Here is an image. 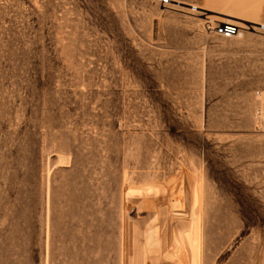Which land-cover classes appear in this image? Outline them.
<instances>
[{"label": "rangeland", "instance_id": "1", "mask_svg": "<svg viewBox=\"0 0 264 264\" xmlns=\"http://www.w3.org/2000/svg\"><path fill=\"white\" fill-rule=\"evenodd\" d=\"M261 118L264 0H0V264H264Z\"/></svg>", "mask_w": 264, "mask_h": 264}, {"label": "bare ground", "instance_id": "2", "mask_svg": "<svg viewBox=\"0 0 264 264\" xmlns=\"http://www.w3.org/2000/svg\"><path fill=\"white\" fill-rule=\"evenodd\" d=\"M189 11H194V12H198L200 14H204L205 17L207 19H210V21H213L214 19L211 18L212 16L211 15H208L206 14L205 12H201L198 9V7L194 6V5H188V8H187ZM226 22H231V21H228V20H216V24H222V23H226ZM234 23V22H233ZM147 200V199H146ZM143 201V200H142ZM157 210V209H156ZM163 210V209H162ZM168 214V213H167ZM155 215V214H154ZM160 216H163V215H160ZM186 216V214H185ZM156 217V216H155ZM157 217H158V214H157ZM164 217V216H163ZM166 217V216H165ZM169 218V216H168ZM176 218V217H175ZM183 218V217H182ZM163 219V218H161ZM160 219V220H161ZM165 219V218H164ZM179 219V218H178ZM169 220H171V218H169ZM183 220V219H182ZM158 221V220H157ZM165 221H167L165 219ZM163 223H165L163 220H162ZM177 222H180V221H177ZM164 225V224H163ZM177 225V223H176ZM181 226V224H180ZM179 226V227H180ZM184 226V225H183ZM188 229H187V237L185 236V238L180 234V231H177L178 232V235L175 236V238L172 240L174 244H172L173 246L168 247L169 245H167V232L164 231L161 233L162 235L160 236L161 237V240H160V245H156V246H153L152 248V245H151V248L153 250L151 251H148V253H150V258L148 259L149 260V263L148 264H156L157 261L160 259V258H167L169 257V254H171V250L174 249L175 251H177L178 253H180L182 251L181 247L186 244L187 247H189V254L190 255V261H192L191 263L195 262L196 261V247L198 248V244H197V240H198V226H197V221L195 218L191 217L188 221ZM164 227V226H163ZM178 227V228H179ZM182 227V226H181ZM201 227V226H200ZM179 230V229H178ZM184 232V231H183ZM172 234V232H171ZM186 234V232H185ZM171 241V242H172ZM158 242V241H157ZM188 243V244H187ZM154 244V243H153ZM185 250V249H184ZM187 250V249H186ZM199 250V248L197 249ZM146 251V252H147ZM184 255V254H183ZM132 256V255H131ZM178 256V255H176ZM134 257V256H133ZM171 258V257H169ZM184 258V257H183ZM182 258V259H183ZM188 259V258H187ZM181 260V259H180ZM198 260V259H197ZM136 261V260H135ZM174 261V260H173ZM179 261V260H178ZM165 262V261H164ZM180 263V262H179ZM132 264V263H131Z\"/></svg>", "mask_w": 264, "mask_h": 264}, {"label": "built area", "instance_id": "3", "mask_svg": "<svg viewBox=\"0 0 264 264\" xmlns=\"http://www.w3.org/2000/svg\"><path fill=\"white\" fill-rule=\"evenodd\" d=\"M205 30L208 32L214 31L215 33L222 36H231L234 35L239 27L233 22H226L222 24H216L213 21L207 20L205 22ZM255 118H258V112L254 115ZM257 129L259 132L264 133V118L258 119Z\"/></svg>", "mask_w": 264, "mask_h": 264}]
</instances>
